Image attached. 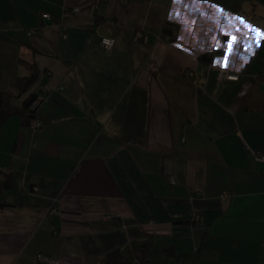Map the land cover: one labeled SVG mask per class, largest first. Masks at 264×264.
<instances>
[{"label": "crops", "instance_id": "crops-1", "mask_svg": "<svg viewBox=\"0 0 264 264\" xmlns=\"http://www.w3.org/2000/svg\"><path fill=\"white\" fill-rule=\"evenodd\" d=\"M261 74L264 0H0V264H264Z\"/></svg>", "mask_w": 264, "mask_h": 264}, {"label": "trees", "instance_id": "trees-1", "mask_svg": "<svg viewBox=\"0 0 264 264\" xmlns=\"http://www.w3.org/2000/svg\"><path fill=\"white\" fill-rule=\"evenodd\" d=\"M173 26V25H172ZM174 28V27H173ZM170 25L165 26L164 28V34L170 36L171 40H175L177 38V30H174ZM178 28V27H176ZM215 56V53H209L206 55L201 56V60L205 63H211L213 61V58ZM28 67L30 68L31 73L26 76H21L17 80V87L21 94L26 93L29 91V89L33 86V84L36 82L38 74L33 65L28 64ZM259 78L264 79V74H261ZM258 86L255 85L254 88H257ZM252 90V91H253ZM37 95L34 93H30L23 101L22 107L18 108L13 105V95L10 93L2 92L0 91V129L3 127L4 123L7 121V119L13 115V114H21L25 116H32L34 119H37V108L34 107V102L37 100ZM2 187L0 186V190ZM1 205V203H0ZM194 219V217H193ZM124 258V259H123ZM123 258L120 256V253H113L111 255V259L107 264H134L135 261H133V257L130 254L124 253Z\"/></svg>", "mask_w": 264, "mask_h": 264}, {"label": "built area", "instance_id": "built-area-1", "mask_svg": "<svg viewBox=\"0 0 264 264\" xmlns=\"http://www.w3.org/2000/svg\"><path fill=\"white\" fill-rule=\"evenodd\" d=\"M74 12H78L79 9L78 8H75L73 10ZM43 17H45L46 19H51V15L48 14V13H45L43 15ZM142 37V33L139 32L137 34V40H140ZM170 39V38H169ZM100 44L101 46L105 49V50H112L116 44V38L114 37H110V36H104L101 41H100ZM219 79L221 81H236V80H239L240 79V76L238 73H235V72H232V71H229L227 69H220L219 70ZM36 107L33 105V108ZM42 121L38 120V119H33L32 120V123H31V126L32 128H38V127H42ZM171 182L173 183H177V179L175 176H171ZM228 195V193H225L224 194V197H226ZM50 213L52 214H56L57 213V210L52 208L50 210ZM202 219V214L201 213H196L194 214V220H200ZM59 259L56 258V257H52V256H48V255H40L38 256V259H37V264H59Z\"/></svg>", "mask_w": 264, "mask_h": 264}, {"label": "snow or ice", "instance_id": "snow-or-ice-1", "mask_svg": "<svg viewBox=\"0 0 264 264\" xmlns=\"http://www.w3.org/2000/svg\"><path fill=\"white\" fill-rule=\"evenodd\" d=\"M214 7H216V6H214ZM219 11H222L221 9H218ZM235 19L236 20H239L241 23H243V24H245V26L246 27H251V25H247V23L245 22V21H243L242 20V18H240V17H235ZM253 31H258L257 29H253ZM226 35H232V33H225ZM230 43H235V41H230ZM217 47H219V45L217 44L216 45ZM245 48L247 49L248 48V42L247 41H245ZM225 59H227V54H226V56H225ZM217 62H219V61H217ZM225 67H227V65H224Z\"/></svg>", "mask_w": 264, "mask_h": 264}]
</instances>
